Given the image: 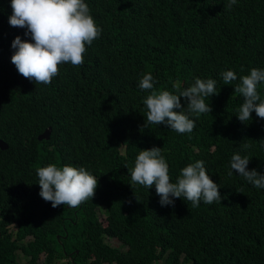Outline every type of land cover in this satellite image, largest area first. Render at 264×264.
<instances>
[{"label": "trees", "instance_id": "obj_1", "mask_svg": "<svg viewBox=\"0 0 264 264\" xmlns=\"http://www.w3.org/2000/svg\"><path fill=\"white\" fill-rule=\"evenodd\" d=\"M85 3L100 37L86 45L81 66L62 64L50 84L36 85L11 62L17 36L34 41L9 24L11 0H0V138L8 143L0 148V264H20L18 252L25 264H264V188L228 175L236 153L264 175V120L253 112L241 122L243 98L234 90L251 69H264V0H237L231 9L227 0ZM228 70L237 80L225 85ZM147 73L155 91L172 94L196 78L214 79L211 113L189 114L191 133L144 127L151 91L138 85ZM257 90L264 100V83ZM46 126L49 138L38 139ZM153 147L173 183L204 161L222 201L161 206L155 186L132 183L128 172ZM53 164L95 176L94 198L75 208L46 202L37 170Z\"/></svg>", "mask_w": 264, "mask_h": 264}, {"label": "clouds", "instance_id": "obj_2", "mask_svg": "<svg viewBox=\"0 0 264 264\" xmlns=\"http://www.w3.org/2000/svg\"><path fill=\"white\" fill-rule=\"evenodd\" d=\"M236 3L237 0H227L225 7L231 9ZM11 8L9 24L26 28L25 34L34 41H24L17 36L11 45L15 49L11 62L20 75L36 85L50 84L59 75L62 64L81 66L86 45H92L102 33L85 0H11ZM221 75L225 85L237 80V74L232 70ZM261 83H264V69L253 68L234 87L235 93L243 98L237 114L241 122L250 121L253 112L264 120V100L257 90ZM154 84V77L147 73L138 85L144 91H151L144 99L147 109L144 127L167 125L180 134L191 133L195 128V120L189 114L198 118L200 114L211 113L206 98L219 94L214 79L196 78L190 87L178 90V94L166 90L157 92ZM181 97L185 99L186 108L181 103ZM250 147L251 144H242L245 150ZM249 162L247 156L234 154L228 175L231 176L234 171L257 189L264 188V175L255 169L249 170ZM128 172L132 183L148 189L155 186L161 206H174L178 198L191 202L192 207H199L201 201L209 205L222 201L220 186L210 178L204 161L187 165L181 170L177 182H171L169 165L159 147L141 150L134 168L128 169ZM37 175L40 196L46 202H51L54 208L60 205L79 207L94 198L98 186V179L83 167L66 165L58 168L53 164L39 168Z\"/></svg>", "mask_w": 264, "mask_h": 264}, {"label": "rangeland", "instance_id": "obj_3", "mask_svg": "<svg viewBox=\"0 0 264 264\" xmlns=\"http://www.w3.org/2000/svg\"><path fill=\"white\" fill-rule=\"evenodd\" d=\"M97 211L99 214V218L102 219V221H104L105 212H104L103 206L98 207ZM105 240L112 245H120V241L116 238L105 237ZM18 260L20 264H25V259L22 257V255L19 252H18ZM152 264H161V261H156V262H153Z\"/></svg>", "mask_w": 264, "mask_h": 264}, {"label": "water", "instance_id": "obj_4", "mask_svg": "<svg viewBox=\"0 0 264 264\" xmlns=\"http://www.w3.org/2000/svg\"><path fill=\"white\" fill-rule=\"evenodd\" d=\"M50 131H51V127L50 126H46L45 129L38 134V136H37L38 139L41 140V139L49 138ZM7 146H8V143L5 140H3L2 138H0V148L1 149H5Z\"/></svg>", "mask_w": 264, "mask_h": 264}]
</instances>
